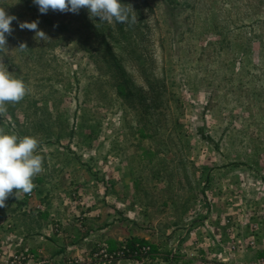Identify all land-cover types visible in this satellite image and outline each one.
Returning a JSON list of instances; mask_svg holds the SVG:
<instances>
[{"label": "rangeland", "instance_id": "374dc122", "mask_svg": "<svg viewBox=\"0 0 264 264\" xmlns=\"http://www.w3.org/2000/svg\"><path fill=\"white\" fill-rule=\"evenodd\" d=\"M121 3L137 15L135 23L123 24L130 44L115 22L91 18L104 29L118 72L39 24L49 38L36 39L19 26L35 21L25 3L0 0L8 14L18 13L6 34L13 50L4 63L30 89L8 105L0 126L37 137L40 148L58 144L88 164L110 204H116L110 173L120 160L136 168L143 194L146 184L158 188L178 223L155 244L101 243L111 250L150 247L120 264H250L251 248H264V0ZM21 43L28 49H15ZM31 194L21 193L20 200ZM70 196L84 206L75 187ZM6 250L1 242L0 264H53L29 247Z\"/></svg>", "mask_w": 264, "mask_h": 264}, {"label": "crops", "instance_id": "0c3cea01", "mask_svg": "<svg viewBox=\"0 0 264 264\" xmlns=\"http://www.w3.org/2000/svg\"><path fill=\"white\" fill-rule=\"evenodd\" d=\"M39 150L44 156V171L33 178L36 187L31 198L22 202L21 196L13 194L6 207H0V243L7 247L6 252L29 247L53 264H63L67 256L81 254L98 243L116 247L124 238L154 244L166 241L170 227L178 223L158 188L152 185L149 190L151 184H146L148 192L143 194L131 161L120 160L112 167L113 205L88 164L77 161L58 144ZM72 187L82 195L84 206L71 201ZM143 223L147 229H141ZM259 234L260 243H264V231ZM250 251V264L258 257L264 264V248Z\"/></svg>", "mask_w": 264, "mask_h": 264}, {"label": "clouds", "instance_id": "9594fccd", "mask_svg": "<svg viewBox=\"0 0 264 264\" xmlns=\"http://www.w3.org/2000/svg\"><path fill=\"white\" fill-rule=\"evenodd\" d=\"M41 14L49 9L60 12L77 13L86 8L90 18L99 17L108 23L129 24L137 21L136 11L130 4L121 0H33ZM17 19L0 6V118L8 115V105L19 103L30 93L22 78L16 77L8 70L3 57L13 49L7 46L6 34H11V22ZM21 29L35 32V38L46 40L49 37L38 28V21L20 22ZM20 51L28 49L26 43L18 47ZM40 141L35 136H20L14 131H6L0 126V207H6L9 196L19 197L21 193H31L36 185L33 178L44 171V156L40 154ZM15 190V191H14Z\"/></svg>", "mask_w": 264, "mask_h": 264}, {"label": "trees", "instance_id": "16d2710c", "mask_svg": "<svg viewBox=\"0 0 264 264\" xmlns=\"http://www.w3.org/2000/svg\"><path fill=\"white\" fill-rule=\"evenodd\" d=\"M27 7L31 16L38 21V24L45 27L47 30H52L59 34V39H65L75 42L80 48L86 51L89 56H96L109 65V69L113 66V70L117 69L122 72L114 54L111 52L105 38L104 29L93 22L84 8H81L77 13L73 12H60L48 10L47 13L41 14L38 6L33 0H22ZM12 15L17 12L11 13ZM118 30L121 34V39L130 44V33H125L123 24L116 23ZM124 73V72H123ZM124 87V86H123Z\"/></svg>", "mask_w": 264, "mask_h": 264}, {"label": "built area", "instance_id": "2783aa9c", "mask_svg": "<svg viewBox=\"0 0 264 264\" xmlns=\"http://www.w3.org/2000/svg\"><path fill=\"white\" fill-rule=\"evenodd\" d=\"M150 247L147 245L123 244L117 250H111L106 244L99 245L89 256L68 259L65 264H120L121 260L138 255H147ZM29 256V254H25ZM6 264H21V259H13ZM48 264V262H43Z\"/></svg>", "mask_w": 264, "mask_h": 264}]
</instances>
